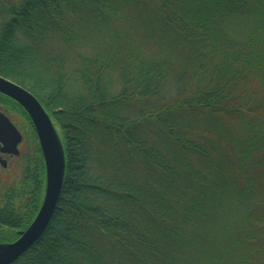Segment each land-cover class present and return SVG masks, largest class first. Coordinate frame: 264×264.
Masks as SVG:
<instances>
[{
    "label": "trees",
    "instance_id": "1",
    "mask_svg": "<svg viewBox=\"0 0 264 264\" xmlns=\"http://www.w3.org/2000/svg\"><path fill=\"white\" fill-rule=\"evenodd\" d=\"M0 76L65 150L53 215L12 264H264V0H0ZM0 106L32 139L0 177L10 243L45 165L25 110Z\"/></svg>",
    "mask_w": 264,
    "mask_h": 264
},
{
    "label": "water",
    "instance_id": "2",
    "mask_svg": "<svg viewBox=\"0 0 264 264\" xmlns=\"http://www.w3.org/2000/svg\"><path fill=\"white\" fill-rule=\"evenodd\" d=\"M0 93L16 101L30 117L46 169L45 193L35 218L25 230L18 232L19 237L15 241L0 243V264H12L39 239L47 227L61 192L65 162L64 154L56 143L53 123L37 99L18 84L2 76H0ZM21 138V133L15 125L0 112L2 151L18 154L17 145ZM0 162L5 164L3 160Z\"/></svg>",
    "mask_w": 264,
    "mask_h": 264
},
{
    "label": "flooded vegetation",
    "instance_id": "3",
    "mask_svg": "<svg viewBox=\"0 0 264 264\" xmlns=\"http://www.w3.org/2000/svg\"><path fill=\"white\" fill-rule=\"evenodd\" d=\"M0 112H2L5 116H7L8 119L11 121V123H13L15 125V127H17V125L11 120V118H9V116L3 111L1 106H0ZM17 129L19 130L18 127H17ZM27 130H29V128ZM19 132L21 133L22 138H21L20 143L17 145L18 154L14 155V154L6 153V152L2 151L3 145H2V143H0V161L3 160L5 162L4 165L0 162V169H1L0 171L7 170L9 168V165H10V166L14 167V170L12 173L17 175L18 173H20V166L19 165L21 163V157L26 158V157L31 155V138H24L23 132L21 130H19ZM36 139H37V142L39 144L38 138H36Z\"/></svg>",
    "mask_w": 264,
    "mask_h": 264
},
{
    "label": "rangeland",
    "instance_id": "4",
    "mask_svg": "<svg viewBox=\"0 0 264 264\" xmlns=\"http://www.w3.org/2000/svg\"><path fill=\"white\" fill-rule=\"evenodd\" d=\"M4 112H7L4 107L2 108ZM13 114V113H12ZM47 114V113H46ZM10 118V116H13L11 114H7ZM49 116V114H47ZM50 117V116H49ZM51 118V117H50ZM52 119V118H51ZM53 121V120H52ZM24 123H19L17 125V127L19 128V130H21L23 132L24 129H28L27 126L24 124ZM53 130H54V135H55V139H56V143H57V146L60 147V149L62 150V153L65 154V150H64V147H63V143H62V134H61V131H60V128L54 123L53 121ZM23 136H24V132H23ZM32 140V139H31ZM11 163V162H10ZM1 170V169H0ZM14 170V167L13 166H10L9 165V168L7 170H5V172L3 171H0V177H8L9 175L11 176H14L15 174L12 173ZM2 244H5V243H2Z\"/></svg>",
    "mask_w": 264,
    "mask_h": 264
},
{
    "label": "bare ground",
    "instance_id": "5",
    "mask_svg": "<svg viewBox=\"0 0 264 264\" xmlns=\"http://www.w3.org/2000/svg\"><path fill=\"white\" fill-rule=\"evenodd\" d=\"M44 165H45V163H44ZM64 172H65V170H64ZM63 180H64V178H63ZM45 184H46V169H45Z\"/></svg>",
    "mask_w": 264,
    "mask_h": 264
}]
</instances>
